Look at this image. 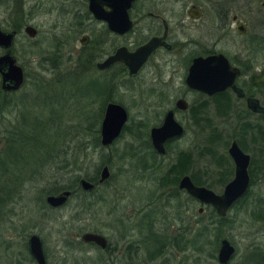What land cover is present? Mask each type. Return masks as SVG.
I'll return each mask as SVG.
<instances>
[{
	"label": "rangeland",
	"instance_id": "rangeland-1",
	"mask_svg": "<svg viewBox=\"0 0 264 264\" xmlns=\"http://www.w3.org/2000/svg\"><path fill=\"white\" fill-rule=\"evenodd\" d=\"M142 1L137 0L132 11H137ZM225 1L232 13H244L249 7H253L250 0ZM74 2L75 4L65 3L61 7H65L66 11H84V5H77L78 0ZM29 6L27 0L21 3L10 0L0 5L2 31L22 29L24 25H30L38 33L35 40L30 41L20 32L9 48L26 76L25 83L15 98L37 95L26 97L23 114L13 111L12 103L16 99L10 100L11 102L5 100V105L9 106L6 110H0V157H3L1 153L6 150L4 147L9 140L8 135L11 139L21 138V132L27 133L32 126L35 135L28 133L34 138L36 145L40 146L30 150L16 147L18 161L11 164L6 161L0 166V264H32L24 248L29 233L39 236L43 247H46L47 264H217L215 256L221 239H226L235 248L236 253L231 264H241V257L249 249H254L258 256L264 257V179L252 180L253 189L247 200L241 206L228 211L224 221H218L209 209L197 214L198 206L194 205L190 210V243L185 246L181 242L176 248L171 229L177 226L180 230L182 227L183 222L176 219L184 220V210L178 207L182 197L174 201V196L166 193L165 188L171 183L165 181L162 174L158 175V180L144 179L138 159L134 156L141 153L139 140H142V130L128 126V130L123 131L110 147H100V122L97 124V121L101 120L102 114L97 116L93 111L96 109L98 112L99 102H91L94 93L85 79L76 84L74 81L67 82L62 89H46L44 98L38 95L46 88V84H56L53 80H59V75L64 72L67 74L64 75L66 81L85 75L90 78L89 72L82 75L84 73L80 74L79 70L91 49L88 47L80 50L76 41L80 33L89 31L88 26H80L74 31L73 19L56 16L57 14L46 15V4L36 11L35 17V11L29 13ZM254 7H258L256 16L260 22L264 8L261 9L256 4ZM12 11L14 14L10 13ZM246 19L249 25L250 18ZM240 40L235 36H227L226 50L230 53L242 52L244 42L243 39ZM35 77L40 80L35 81ZM142 80L138 79L131 84H114L112 98L127 105L131 119L128 125L136 123L144 116L151 117L157 108L156 100L149 98L152 96L144 92L149 88L155 90L157 85L153 82L141 83ZM36 85L41 89H35ZM258 95L264 100V89H258ZM220 119L212 117L211 124L218 131H223L226 136L224 139H229L234 118L224 116ZM42 124L44 127H40ZM6 131L10 134L5 133ZM18 141L26 146L34 144L33 141ZM14 143L18 144L15 140ZM47 147H56L52 151H42L44 156L47 152L51 153L49 160L41 157L39 149ZM71 156L78 157V163L77 169L70 171L62 165ZM36 158L42 162L37 163L34 175L30 168ZM44 160L47 162H43ZM103 166L108 169V181L99 185L92 194H81L77 188L78 179L96 180ZM206 166L207 164L202 163L197 168ZM206 170L209 171V168ZM62 171L66 174L63 175ZM194 176L197 185L210 188L217 184L216 180L209 177L203 179L204 177L197 174ZM73 181L74 194L65 206L52 210L45 205L44 199L47 195L61 191L58 190L59 187H69ZM150 189L158 198L157 203L151 206L155 207L152 209L155 217L151 219L154 224L148 226L150 219L144 221L140 213L145 203L143 200L149 197L145 196V190ZM52 191L55 193L48 194ZM253 198L257 206L259 205L255 220L250 218L249 202ZM128 211L132 213L128 214ZM144 222L146 230L141 234ZM148 228L151 229L150 233ZM87 232L100 233L113 242L114 250L110 261L106 262L105 256L74 238ZM118 237L121 238L118 240ZM176 251L184 253L175 254Z\"/></svg>",
	"mask_w": 264,
	"mask_h": 264
},
{
	"label": "flooded vegetation",
	"instance_id": "flooded-vegetation-1",
	"mask_svg": "<svg viewBox=\"0 0 264 264\" xmlns=\"http://www.w3.org/2000/svg\"><path fill=\"white\" fill-rule=\"evenodd\" d=\"M8 1L10 0H0V5ZM14 1L21 3L23 0ZM136 1L134 0L126 11V17L131 27L129 30L124 31L123 27L118 26L121 23L119 20H112V18L123 16L119 10L121 4L115 3L116 0H95L97 5L95 13L89 11V0H78L77 2V5H84V11H66L65 7H61L65 3L75 4L74 0H27L30 4L29 13L32 14L35 11L33 17H35L36 11L46 4V15L57 14L56 16H66L73 19L74 31L83 25L84 28L85 26L89 28L88 32L83 31L80 33L76 41L80 50L88 47L91 49L90 55L88 54L89 56L83 59L84 66L82 65V69L79 70L80 74L84 73L82 75L89 72L91 74L90 78L85 75L84 77H75L72 81H66L65 76L67 74L64 72L63 75H59L61 77L59 80L56 82L53 80L56 84L52 86L46 84V88L38 95L44 98L46 89L51 87L62 89L67 82L74 81V84H76L85 79L88 82L87 86L94 93L91 102H99L98 112L96 109L93 110L97 116L102 114L101 120L97 121V124L100 122L99 130L107 106L117 105L122 108L126 119L118 137L123 131L128 130V126L130 128L138 127L143 132L142 140H139L141 153L134 156L138 159L139 168L143 171L144 179L158 180V175L162 174L165 181L171 183L165 188L166 193L174 196V201L178 197H182L178 207L184 210V220L176 218L183 222L182 227L180 230L177 226L171 229L173 242L178 248L177 245H180L181 242L185 246L190 243V228L192 226L190 210L193 209L194 205L198 206L196 208L197 214H201L204 209H209L218 218V221H224L228 211L241 206L242 202L247 200L248 194L250 195L253 189L251 187L252 180L264 179V114L253 111L249 107L251 101H256L258 108L264 107V100L258 95V89H264V85L249 81L250 76H259L260 70L264 68V12H261V20L258 22L256 16L258 7H254L256 4L263 9L264 1L250 0L253 7H249L247 12L244 13H232L225 5V0H143L138 10L132 11ZM10 13L14 14L13 11ZM98 15L109 17V23L98 19ZM248 17L250 18L249 25L246 21ZM27 27L32 29V36L24 33V29ZM113 27L117 28L114 30ZM6 32L13 33L12 45L20 32L30 41H34L38 34L36 28L30 25H24L22 29L13 28ZM136 32L137 34H135ZM229 35L231 38L235 36L239 40L243 39L242 52L230 53L226 50V41ZM149 42H153L154 49L138 68L134 70L132 67L131 71L129 66H133V61H126L125 63V54H131ZM118 51L122 56H120L122 60L102 65ZM0 52L1 57L7 51L0 48ZM8 52L15 65L21 70L22 82L14 90L3 91L0 76V107L1 100L13 101L16 99L12 103L13 111L17 114L18 112L23 114V109L26 108V97L37 94L22 95L19 99L15 98V95L23 87L26 76L9 50ZM222 58L231 69L237 70L233 85L240 92V95L231 88L209 93L220 87L218 81L227 71L225 61ZM58 65L62 64L58 63ZM35 78V81L40 80L38 77ZM138 79H143L141 83L153 82L157 85L155 90H151L152 88L144 90L152 96L149 98L156 100L157 108L151 117L144 116L136 123L128 125L131 119L127 105L119 99L112 98L114 84H131ZM35 89L39 90L41 87L36 85ZM42 102L45 104L44 101ZM19 106L21 109H19ZM211 116L219 120L224 116L234 118L233 130L229 139H224L226 136L223 131L219 128L218 131L213 127ZM161 128L165 129L164 134H166L161 142L163 152L154 149L151 139V131ZM115 140L104 147L100 145V142L99 145L102 148H108ZM232 146L236 148L237 153L241 154V165H244L248 182L240 197L229 206L223 216H219L210 205L199 202L190 196L184 188H179V182L182 179H187L196 187H203L214 195H221L226 185L235 177L236 163L229 152ZM202 163L207 164L206 168H209V171L205 167L197 168V165L200 166ZM103 167L100 168L96 180L93 182L87 180L94 185V189L90 192H83L79 189L81 194H92L99 185H103L108 181L109 172L107 179L98 183L100 171ZM195 174L201 176V178L204 177L203 179L209 177L211 180H216L217 184L211 185L210 188L197 185L198 183L194 181ZM61 191L51 195H56ZM144 194L149 197L143 200L145 203L142 205L140 215L144 221L150 219L147 223L149 226L151 223L154 224L151 219L155 217L154 210L152 211L155 207L151 206L157 203L158 195L151 189L145 190ZM71 196L72 192L70 191L69 198ZM249 203L251 208L250 218L255 220L259 205L257 206L255 198L250 199ZM252 205H254L253 208ZM63 206L58 208L47 207L56 210ZM128 212V214L132 213V211ZM145 227L146 223L142 227L144 230L140 232L141 234L145 232ZM150 230L148 228L147 231L150 233ZM184 232L185 235L183 236ZM87 233L103 236L97 232ZM123 233L125 235V230H123ZM30 235L33 234L29 233L27 235L24 248L30 257L31 263L36 264L28 250L27 239ZM81 235L74 238L78 239L84 246L91 247L101 253L105 256L106 262L111 260L114 250L112 241L110 242L103 236L105 247L100 248L95 244L82 242ZM38 238L40 239L39 236ZM120 238L118 237V240ZM220 241L215 256L217 264H219L217 253ZM227 242L232 247L233 252L225 264H231L236 251L233 245L229 241ZM41 247L44 264H47V250L46 247H43L42 241ZM174 253L181 254L184 252L176 251ZM241 258H243L241 264H264V257L258 256V252L254 249L246 251Z\"/></svg>",
	"mask_w": 264,
	"mask_h": 264
},
{
	"label": "water",
	"instance_id": "water-1",
	"mask_svg": "<svg viewBox=\"0 0 264 264\" xmlns=\"http://www.w3.org/2000/svg\"><path fill=\"white\" fill-rule=\"evenodd\" d=\"M134 0H116L115 3L121 4V8L119 9L123 16L120 18H112V20H119L121 23L118 25L119 27H123L122 29L129 30L130 23L126 17V11L130 8L131 3ZM96 3L95 0H89V11L92 13L96 11ZM118 11V9H117ZM99 12V11H98ZM120 12V13H121ZM97 13V12H96ZM98 19H102L105 22L109 23V17L99 16ZM111 22V20H110ZM124 23L123 25H121ZM114 30L117 27H113ZM112 30V28L110 27ZM24 33L28 36H32L33 31L31 28L27 27L24 29ZM13 33L12 32H3L0 30V48L6 50L4 55L0 57V76H1V88L3 91H9L16 89L22 82V73L19 67L15 65L14 60L9 55V48L12 45ZM154 49L153 42H149L144 46L139 47L131 54H125L124 60L133 61L132 67L135 70L138 68L146 57L152 52ZM120 52L118 51L113 57H110L105 61L102 65L110 64L116 60H122V56L120 57ZM223 59V58H222ZM223 61H225L223 59ZM205 62V61H204ZM207 62V60H206ZM226 72L225 75L220 78L218 83L220 86L218 89L210 91L209 93H213L216 91H222L225 88H231L234 92L240 95V92L234 87L233 81L235 76L237 75V70L231 69L227 62H224ZM249 81L252 83L263 84L264 85V68L260 70L259 76L255 77L254 75L250 76ZM256 101L249 102V107L253 111H258L264 114V107L258 108L256 105ZM126 115L121 107L117 105H109L106 108L105 114L103 116L100 130H99V142L101 146H107L111 144L113 140H115L121 132L122 126L125 122ZM165 129H156L151 131V139L153 143V147L156 151L163 152L161 150V142L166 136ZM161 135V137H159ZM230 155L234 159L236 163L235 169V177L232 181H230L221 195H214L211 191L203 188L196 187L192 185L187 179H182L179 182V188H184L185 191L192 196L194 199L198 200L203 204L210 205L215 213L219 216H223L229 206L240 197V195L244 192L247 186V178L244 170V165H241V154L237 153V150L234 146L230 149ZM108 177V171L106 167H103L100 171L98 183L105 181ZM78 188L83 192H90L94 189V185L87 180L81 178L77 182ZM70 196V191L64 190L56 195H48L45 197L44 202L50 208H58L63 206ZM81 241L84 243L95 244L100 248L105 247V239L101 235H96L92 233H84L81 235ZM28 250L31 257L34 259L36 264H44V257L41 247V241L36 235H30L27 239ZM233 252L232 247L226 240H221L219 244V249L217 253V261L219 264H225L228 257Z\"/></svg>",
	"mask_w": 264,
	"mask_h": 264
},
{
	"label": "trees",
	"instance_id": "trees-1",
	"mask_svg": "<svg viewBox=\"0 0 264 264\" xmlns=\"http://www.w3.org/2000/svg\"><path fill=\"white\" fill-rule=\"evenodd\" d=\"M1 102H2V104H1V107H0V110H6L7 108H8V106L9 105H5V99H3V100H1ZM44 127V125L42 124V125H40V127ZM33 129H34V126H32L31 127V130H28L27 131V133H25V132H23L22 130V134H21V138H18V139H11L12 137L10 136V135H8L9 136V140H7V145H6V147H4V149H6L4 152H2L1 154H3V157L1 158L0 157V166H2V163H6V161L8 162H10V164L11 163H15V162H17L18 160H17V156H16V147H18V148H20V147H23L24 148V150H30V149H38V147H40V146H37L36 145V142H35V140H34V138L32 137V136H34L35 135V133L33 132ZM8 132L9 131H6L5 133H7L8 134ZM32 135V136H30L29 135V133ZM9 134H10V132H9ZM16 141L18 144L19 143H21V142H19L18 140H20V141H33L34 142V144L32 143L31 145H23V144H13V141ZM21 145V146H20ZM57 147V146H56ZM56 147H51V148H49V147H47V148H39L40 149V151H41V157H43V158H48V160H49V158L50 157H52V155H51V153H49V152H47L46 154H45V156H44V154H42V151H52V150H54ZM26 148V149H25ZM54 157H56V156H54ZM19 158V157H18ZM5 160V161H4ZM12 160V161H11ZM77 160H78V157H75V156H71L70 157V159L69 160H67V159H65V162H64V165H62V167L63 168H66V169H68V170H73V169H77L76 168V165H77ZM46 160H44L43 162H45ZM39 162H42L41 160H39L38 158H36V159H34V161H33V167L32 168H30V172H32L34 175H35V173H36V171H37V163H39ZM47 162V161H46ZM45 162V163H46ZM44 163V164H45ZM36 168V169H35ZM62 173H63V175H65L66 174V172H64V171H62ZM58 175V174H57ZM75 179V178H74ZM84 179H86V180H88V181H90V182H93L94 181V179H90V178H84ZM75 186V181H73L71 184H69V187L68 186H66V187H59V189L58 190H70L71 192H72V194H74V187ZM77 188H78V185H77ZM6 189V188H5ZM79 189V188H78ZM13 191V190H12ZM55 193V191H52V192H48V194H50V193Z\"/></svg>",
	"mask_w": 264,
	"mask_h": 264
}]
</instances>
